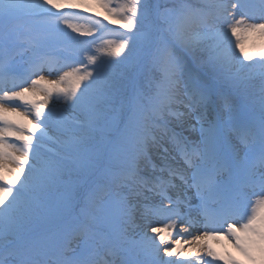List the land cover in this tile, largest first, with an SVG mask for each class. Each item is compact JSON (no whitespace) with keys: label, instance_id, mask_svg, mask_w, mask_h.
Here are the masks:
<instances>
[{"label":"snow or ice","instance_id":"snow-or-ice-1","mask_svg":"<svg viewBox=\"0 0 264 264\" xmlns=\"http://www.w3.org/2000/svg\"><path fill=\"white\" fill-rule=\"evenodd\" d=\"M93 2L0 0V264H264V0Z\"/></svg>","mask_w":264,"mask_h":264},{"label":"rangeland","instance_id":"rangeland-1","mask_svg":"<svg viewBox=\"0 0 264 264\" xmlns=\"http://www.w3.org/2000/svg\"><path fill=\"white\" fill-rule=\"evenodd\" d=\"M73 2L80 4V9H79L80 15H78L73 20V23L77 24L83 31L92 28L93 21H91L88 18L90 15L95 16L96 14H98L99 17H101V18L106 15L104 9L102 7H100L98 4L94 3L93 0H86V2H82V0H73ZM81 9H83L84 11H81ZM88 9H90L91 11L88 12ZM82 20H84V21H82ZM86 21H89V22H86ZM102 34H101V37L99 39L106 38L105 40H107V39L109 40L110 36H112V34H109V33H105L104 35H102ZM103 42H99V43L101 44ZM261 42H264V41H261L258 37L243 41L246 49H249V50L253 47V45H259ZM97 44H98V42H96V44H94L93 47H95V45H97ZM65 70H67V69H65ZM43 75L48 80L56 78L55 76H49L47 72L43 73ZM41 97H42V95H41ZM41 97H38L37 99H40ZM22 113H23V109L20 110V114H10V115L11 116H18L20 122L28 123L29 120L31 119V117H27V116L23 115ZM10 142H13V141L10 140ZM9 166L14 167V165L6 164L5 174H7V167H9ZM154 226L159 227L162 225L157 224ZM187 239H188V237L185 236L184 240H187ZM207 243H210L212 246H215L214 248L219 253L227 252V253H231V255L236 257L237 259H240V260L244 259L243 255L233 246V244L230 243V241L228 239H225L223 237H220L219 239H210L209 238L207 240ZM185 250H187V248H185Z\"/></svg>","mask_w":264,"mask_h":264},{"label":"trees","instance_id":"trees-1","mask_svg":"<svg viewBox=\"0 0 264 264\" xmlns=\"http://www.w3.org/2000/svg\"><path fill=\"white\" fill-rule=\"evenodd\" d=\"M109 26H113V25H111V24H109ZM114 27V26H113ZM87 30H89V29H87ZM87 30H85V31H87ZM106 38H104V39H98L97 40V42H98V44L97 45H95V47H93V48H102L103 46H104V42L105 41H108V39L107 40H105ZM116 39V36L115 35H112V36H110V38H109V40H115ZM105 40V41H104ZM104 41V42H103ZM99 42H103V43H99Z\"/></svg>","mask_w":264,"mask_h":264},{"label":"bare ground","instance_id":"bare-ground-1","mask_svg":"<svg viewBox=\"0 0 264 264\" xmlns=\"http://www.w3.org/2000/svg\"><path fill=\"white\" fill-rule=\"evenodd\" d=\"M41 95H43V94L40 93V94H38L37 96H35L34 98L37 99L38 97H41ZM12 118H13L14 120H18V121H20L18 116H12ZM230 243H231V242H230ZM231 244H232V243H231ZM213 247H215V246H213Z\"/></svg>","mask_w":264,"mask_h":264}]
</instances>
